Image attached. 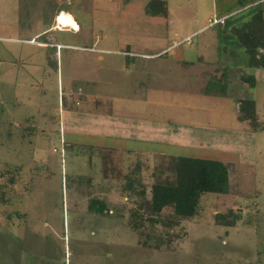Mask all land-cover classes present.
Instances as JSON below:
<instances>
[{"label":"rangeland","instance_id":"obj_1","mask_svg":"<svg viewBox=\"0 0 264 264\" xmlns=\"http://www.w3.org/2000/svg\"><path fill=\"white\" fill-rule=\"evenodd\" d=\"M98 1L102 7L108 6L105 0ZM86 4L90 7L92 3ZM214 4L215 0L170 1L172 19L182 24L180 36H170L172 42L181 44L169 52V57L181 54L196 66L200 63L198 68H192V75L188 77L199 76L198 70L203 69L214 73L223 63L240 61L237 73L254 74L258 79L256 88L251 90L257 102L258 132H238L233 113L238 108L232 101L226 102L225 93L221 96L203 93L210 97L194 96L191 100L194 107L191 115L197 124L192 128V138L208 150L240 155L243 164L237 162V158L231 164L234 166V190L226 195H204L199 215L193 220H181L175 231L169 230L168 235L175 238L168 241L169 248L165 247L164 238L161 250L144 246L145 239L139 231H134L130 219V210L140 205L141 200L129 194L126 177L139 168L141 172L134 177H141L139 182L146 186L150 198L155 183L173 181L175 158L172 165L166 156L155 159L136 153L128 160L90 147H78L83 150L77 154L67 149L62 141L65 133L61 134L60 130V102L81 111L86 105L80 99L70 98V90L80 96L97 92L114 96L110 100L118 102L122 115L136 119L147 112L143 111L145 115L135 113L139 111L133 107L136 102L119 101L115 95L127 94L130 100L141 101L138 105L141 111L156 110L157 106H145L144 101L150 100L153 104L155 100L165 101V95L169 96L171 90L178 91L182 79L173 78L172 73L166 71L161 73V78L157 73L146 71L138 59L133 67L129 58L105 56L103 61L96 62L94 53L63 50L64 63L71 64V54L79 57L74 58L71 70L70 67L65 69V77L71 79L65 81L60 90L55 79L42 93V83L37 84V76L29 91L11 84L4 89L0 87V197L8 198L0 201V264H264V71L254 73V69L247 68L245 51L235 35L221 30L220 23L204 33L199 32L208 26L209 18H216L213 17ZM61 10L75 15L82 27L79 33L67 29L52 32L57 42L64 45L91 48L96 36H102V31L109 35L114 31L113 24H94L93 17L80 7L79 0H0V20H9L13 15V26L18 28L21 38H30L54 26L61 13H66L59 14ZM251 10L239 11V17L231 23L241 25ZM103 13L98 12L99 22L116 20L112 12ZM192 16L199 17L200 22L191 23ZM188 36H191L189 42L185 41ZM211 36L220 46L217 59H209L214 63L208 64L213 65L209 67L197 62V58ZM231 48L236 50L233 55ZM148 63L154 64L153 60ZM175 63L173 67L182 65L177 60ZM51 66L55 69L56 62ZM80 87L83 92L78 91ZM179 99L184 103L187 96ZM159 107L162 117L169 120L183 116ZM131 110L132 113H128ZM82 122H86L85 118ZM81 127L82 132H94L88 130L90 127L86 123ZM187 132L180 131L186 137ZM222 148L225 150H219ZM175 152L178 155V151ZM124 160L128 162L123 164ZM91 199L105 202L109 212H92ZM216 215L226 216L231 221L235 220L234 216L239 218L234 227H226L216 224ZM142 232L146 238H151L154 247L161 244L158 240L165 234L161 227L150 224Z\"/></svg>","mask_w":264,"mask_h":264},{"label":"crops","instance_id":"obj_2","mask_svg":"<svg viewBox=\"0 0 264 264\" xmlns=\"http://www.w3.org/2000/svg\"><path fill=\"white\" fill-rule=\"evenodd\" d=\"M71 1L72 0H70V2ZM79 1L81 4L82 1ZM105 1L108 6L102 7L100 1L92 0L90 8L81 7L82 9L87 10L86 13L91 14L94 19V24H99L101 26L113 24L114 26V31H111L110 35L108 33H103L102 31V36H96V40L91 48H83L73 44L64 45L57 42L56 38L53 36L52 32L55 30L63 31L67 29L75 33L82 31V27L76 16L70 14L68 11L61 10L66 13L59 12L61 15L58 18V21L64 28L59 29L55 22L54 26L38 31L30 38H21L18 36L19 30L14 27L12 23L13 15L10 16L9 20L5 18L1 19L0 87L2 86L4 89L5 85L11 84L17 88L22 87L23 90L29 91V89H32L31 87H34V84L32 83L37 76L39 77L38 82L36 81L37 84L40 85L42 83V93L48 88L52 80L55 79L58 81V90H60L63 83L71 79V77H65V69L70 67L69 70H71L72 66L75 65L74 58L77 60L79 57L71 54L73 56L71 64L64 63L65 54L63 53V50H72L75 52L88 51L94 53L96 62L103 61L105 56L129 58L130 65L133 67H135V63L138 59L143 63V68L146 71L157 73L161 78V73L164 71L171 72L172 77L182 79L181 82L183 84L179 85L178 91L171 90L169 92V96H172L171 98L168 99L169 96L165 95V101L155 100L154 104L151 103L150 100L144 101L145 106H157L156 110H147L146 108L141 111L138 106L141 101H138L137 103V101L130 100L127 94L124 95L119 93L115 95L118 97L119 101L127 100L130 103L136 102L133 107L139 111L135 113L145 115L143 111L147 112L144 117L136 119L122 115V111L117 106L118 102L110 100V98H114V96L110 97L109 95H103L97 92V94L89 92L80 96L70 90V98H74L75 100L80 99L81 102L86 105V108H83L81 111L76 109L77 111H80L77 112L72 109V107H65V104L60 102V130L61 134L62 132L65 133L64 140L62 141L65 142L66 148L80 154L83 149H77L78 147H90L94 151L101 150L103 153L107 152L108 154L113 155V157L120 156L123 157V159L126 158L128 160L130 156L136 153L143 154V156L146 154V157L150 155L155 157V159L159 156H166L168 160L171 161V165L174 163V158L176 161L177 157L218 160L224 164H232V162L235 161V158H237L236 161L243 164L239 154L208 150L192 138V128L194 126L197 127V124H194V118H192L191 115L192 109L194 108L191 100L194 96L203 97V95L207 93H210L211 95H218L219 93L220 96L225 93L224 96L226 102L232 101L237 105L238 109L236 110V113L232 112L235 115L234 118L237 120L235 126L239 130L238 132L244 134V132L253 131L249 122L240 121L238 116L240 101L246 99L254 100V95L251 92L253 89H250L248 84L244 82L243 76L254 74H247L246 72L243 74L240 72L237 73V69L240 68L242 62L228 61V63L221 64L222 68L220 70L215 69L216 72L214 73H211L207 69H203L200 71L198 70L199 76L195 77L193 75L194 77H188L187 75H192V68H198L200 63L196 66L197 64L195 62L187 60L181 54L175 58L169 57V52L174 50V48L176 49V47L181 44V42H172L170 36L173 34L174 38L179 37L180 25L182 24L181 21L172 19V8L170 6L171 0H159L168 3L169 13L167 18L150 16L146 13V7L152 0ZM111 2H113L112 5L110 4ZM181 3L185 2L182 1ZM107 7H110L111 10H108ZM99 11L105 12L102 15H109V13L112 12V16H114L113 20H116L110 22L109 19H105L99 22L97 20ZM59 14H57V16ZM238 14V12L234 13L228 18V20L224 18L223 23L219 24L220 27L222 26L221 30L231 34V27L233 25L238 26L232 24L231 20L238 18ZM213 17H216L215 4ZM200 20L201 19L197 16L189 18L191 23L196 22V24H198ZM209 20L210 18L208 21ZM207 27L208 26H205L199 32H206ZM99 29H101V27ZM197 33L198 32L194 33V35ZM212 36L210 42L203 44L206 45V47L202 48V53L200 54L202 57H199V55L197 58V62L203 63V66L204 63L209 67L213 66L208 64H214L210 62V60L213 57L217 59L218 56L220 45L217 40L212 39ZM189 37L191 36L186 37V39ZM233 45V47L236 48L235 43H233ZM239 45L243 49L241 44ZM232 50L233 52H231V55L236 52V50L231 48V51ZM212 51H214V54ZM244 55H247L246 52ZM152 60L154 64L148 63ZM176 60L177 62L182 63V65L177 66L178 68L173 67L176 66ZM55 62L56 68L54 69L51 66V63L55 64ZM257 71L258 70H255L254 73ZM240 75L243 76L240 77ZM238 76L240 78H237ZM191 79H193V81H191ZM210 80H213V82ZM73 81H75V79ZM193 82L195 83L194 85L191 84ZM197 83H199L197 85L198 87L195 86ZM95 87L97 90V86ZM78 91L83 92L82 87H80ZM180 96H187V101L184 103L181 102L179 99ZM159 97L162 96L159 95ZM104 98L107 99V102L104 101ZM30 100L31 99L29 98L28 101ZM90 104L92 107L88 106ZM159 106H162V109H166L168 112L176 111L178 114L180 113V115L183 114V116L182 118L179 117L175 120H169L168 117H162V114L159 113V111L161 112ZM115 107L117 108L115 109ZM128 113H132V110ZM226 115L224 117H226ZM82 118H85L86 122H82ZM83 123H86V125L90 127V129H88L89 131L91 130L94 132L80 131ZM222 126H225V124L223 123ZM247 128L249 129L247 130ZM183 129L188 131L187 137L184 133H180ZM32 136H34V133H32ZM107 149L110 150L107 151ZM175 150L178 151V155ZM219 150L225 149L222 148ZM147 158H149V156ZM159 159L162 158L159 157ZM126 161L127 160H124L123 164L126 163ZM104 171L106 170L104 169ZM172 176L173 183L175 182V173ZM106 180L110 179L107 178ZM110 182L115 181L110 180ZM166 182L168 183L170 181Z\"/></svg>","mask_w":264,"mask_h":264},{"label":"trees","instance_id":"obj_3","mask_svg":"<svg viewBox=\"0 0 264 264\" xmlns=\"http://www.w3.org/2000/svg\"><path fill=\"white\" fill-rule=\"evenodd\" d=\"M80 7L87 8L86 2L92 0H81ZM92 5V4H91ZM91 7V6H90ZM88 7V8H90ZM252 9L248 18L238 26L231 27V33L235 35L247 54L246 66L254 70L264 71V0H215L216 18L228 20L236 12L243 9ZM63 11V10H62ZM61 11V12H62ZM146 13L150 16L168 17V3L166 1L153 0L146 7ZM212 20V19H210ZM209 28V27H207ZM243 80L250 89L257 86L255 75H245ZM240 121L249 122L253 131L258 132L259 121L257 102L253 99L241 100L239 105ZM264 130V129H263ZM261 130V131H263ZM231 164H224L218 160L199 159L189 157H177L175 162V182L155 183L151 188L150 198L146 193V186L139 182L141 177H134L141 170L136 168L134 174L128 175L127 190L131 197L141 200L140 205L130 210V219L133 220L134 231H139L144 246L153 249H163V238L167 241L165 247H170L171 236L169 232L178 226L181 220H193L199 215L202 197L206 194L226 195L234 190L233 169ZM14 181V180H13ZM0 197V201L6 198ZM92 212L103 214L109 212L105 202L91 199ZM169 210V212H165ZM231 215V214H230ZM234 216V215H232ZM228 220L226 216L216 215V224L226 227H234L239 217ZM161 227L165 234L158 240L161 244H151V238H146L141 231L146 225ZM145 227V228H144ZM170 230V231H169ZM173 236V235H172Z\"/></svg>","mask_w":264,"mask_h":264},{"label":"built area","instance_id":"obj_4","mask_svg":"<svg viewBox=\"0 0 264 264\" xmlns=\"http://www.w3.org/2000/svg\"><path fill=\"white\" fill-rule=\"evenodd\" d=\"M70 1V0H69ZM223 19H217V18H215V19H212V20H209L208 22H209V24H208V27H211V26H213V25H215V24H219V23H223ZM56 25H57V27L59 28V29H61V28H64L63 27V25L61 26L60 24H59V22H58V20L56 19ZM73 30H75V29H73ZM185 41H190V38H188V39H186Z\"/></svg>","mask_w":264,"mask_h":264}]
</instances>
